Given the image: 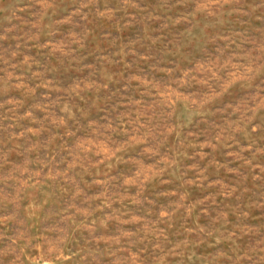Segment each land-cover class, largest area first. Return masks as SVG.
<instances>
[{
    "label": "rangeland",
    "instance_id": "obj_1",
    "mask_svg": "<svg viewBox=\"0 0 264 264\" xmlns=\"http://www.w3.org/2000/svg\"><path fill=\"white\" fill-rule=\"evenodd\" d=\"M0 264H264V0H0Z\"/></svg>",
    "mask_w": 264,
    "mask_h": 264
}]
</instances>
